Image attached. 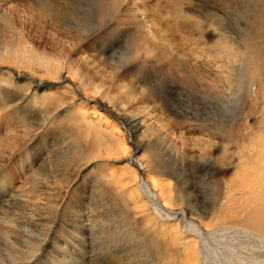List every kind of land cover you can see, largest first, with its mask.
I'll return each instance as SVG.
<instances>
[{
    "label": "rangeland",
    "instance_id": "374dc122",
    "mask_svg": "<svg viewBox=\"0 0 264 264\" xmlns=\"http://www.w3.org/2000/svg\"><path fill=\"white\" fill-rule=\"evenodd\" d=\"M79 1L81 5L85 1V7L94 5L93 12L76 9L73 0H0V9L4 10V16L0 18V79L14 76L18 68L29 70L25 72L30 82L44 77L52 79L48 75H59L67 70L81 78L87 89L96 87L97 97L120 115L140 114L146 128L138 138L154 149L162 165H169L168 169L174 175L169 177L170 199L180 205L193 200L196 213L202 210L210 213L205 221L213 217L218 222L220 231L212 229L199 239L198 246L203 249L200 264H252L253 246L250 242L244 243L247 240L242 238L248 237L242 230L264 239V187L247 188L234 173L223 170L222 162L225 158H232L234 165L248 161L251 152L246 143L253 145L257 136L264 137V71L250 67L247 51L238 49V46L252 42L254 34L251 30L249 36L237 35L244 26L243 14L238 9L224 10L213 6L194 8L204 17L191 11L184 13L188 18L171 14L167 9L154 10L155 15L145 12L160 29L159 36L150 38L143 37L131 24L138 11H134L126 0H104L97 4H93L95 0ZM192 1L200 3V0ZM205 1L213 4L214 0ZM104 5L109 6L110 11L98 15L99 7ZM197 20L214 34L204 46L210 55L198 56L201 53L198 46L188 45L183 48L186 55L181 56L179 41L184 31L179 25L190 24L196 30ZM163 34L172 39L176 50L168 52L161 39ZM201 42L199 46L204 45ZM102 44L106 45L103 49L107 51L98 47ZM44 56L49 60L50 69L37 64ZM53 95L47 93L45 97ZM51 104L38 105L37 114L43 110L40 116L44 117ZM58 104L63 106L60 101ZM66 145L65 135L56 125H51L35 138L31 148L56 154L53 166L55 173H61L65 166ZM218 148H222V153ZM252 152L256 153L255 147ZM76 166L77 162L56 187L64 200L78 194L83 187L92 189L91 196L100 203L93 217L95 228H101V237L93 254L86 253L83 258L89 264H101L109 259L112 251L123 247V239L112 219L120 215L122 209L117 195L108 191L100 194L99 185H94L101 170L95 157L88 160V166L78 177ZM14 183L18 185L16 179ZM66 184H72L69 193L64 189ZM37 186L34 182L30 189H38ZM71 199L72 203L69 202L64 210L65 221L75 208L77 199ZM144 200L143 204L152 202L146 196ZM145 210L146 206L131 205L130 223L140 221L137 227L144 228V219H137L136 215ZM52 212L49 208L45 215L51 216ZM246 218L260 222L262 229L244 225ZM222 226L230 229L222 231ZM34 234L38 238L37 233ZM195 235L188 236L193 238ZM143 238L145 246L141 244L134 249L131 246V251L125 250L123 262L168 264L153 261L150 239ZM37 245L32 242V246ZM175 248L179 250V245ZM119 259L113 258L111 264H117ZM261 263L264 262L258 264Z\"/></svg>",
    "mask_w": 264,
    "mask_h": 264
},
{
    "label": "bare ground",
    "instance_id": "6f19581e",
    "mask_svg": "<svg viewBox=\"0 0 264 264\" xmlns=\"http://www.w3.org/2000/svg\"><path fill=\"white\" fill-rule=\"evenodd\" d=\"M73 1L77 5L75 8L84 13L93 12L95 8L91 4L85 7V1L82 5L79 0ZM103 1L95 0L93 4ZM126 2L134 11H138L132 17L131 24L143 37L150 38L159 36L160 29L145 12L155 15L154 10L167 9L171 14L188 18L189 16L184 13L189 11L205 16L194 9L195 7L238 9L243 14L244 26L237 35L246 37L250 35L251 30L254 31L252 42L238 46V49L247 51L250 67L264 71V0L217 2L214 0L213 4L205 0H200V3L192 0H126ZM2 11L4 10L0 9V18L4 16ZM109 11L110 7L104 5L99 7L98 15L107 14ZM196 25L198 26L196 30L190 24L179 25L184 31L179 41L181 56L186 55L183 48L188 45L198 46V50H201L198 56L210 55L204 46L214 34L204 27L202 21L197 20ZM161 39L169 53L177 49L169 36L163 34ZM223 40L222 37V42ZM200 41L204 43L203 46H199ZM7 45L10 46L11 43ZM104 46L106 45H98L101 50L107 51L103 49ZM48 63L49 60L45 56L37 60V64L50 69ZM25 71L29 70L18 68L14 76L11 74L0 79V264H89L83 257L86 253L92 255L95 246L100 242L101 228H98L99 230L95 228L96 221L93 217L100 203L91 196L93 193L90 187H83L78 194L64 200L59 196L56 184L69 175L75 162L76 176H80L88 166V160L93 157L101 166L100 175L94 181V185H99L100 194L108 191L117 195L119 207L122 209L120 215L112 219L123 239V247L112 251L109 259L101 264H111L115 257L120 258L117 264H134L123 262L124 251H131V246L133 249L141 244L145 246L143 237L150 239L151 255L155 262L200 264V253L203 249L198 246L199 239L201 235L217 229L218 222L213 217L205 221L210 213L206 210L196 213V206L191 202L193 200H186L185 204L180 205L178 201L170 199L172 193L169 177L174 175L168 169L169 165H162L154 149H150L148 143H143L138 138V134L146 128L141 115H120L97 97L96 87L87 89L86 85L81 83V78L67 70L59 75L56 73L48 75L52 79L44 77L31 82ZM94 74L99 75L97 72ZM47 93L54 95L45 97ZM58 101L62 102V107ZM47 102L52 104L46 115L41 117L43 110L38 115L36 109L41 103ZM262 119L264 121V117ZM51 125L57 126L58 131L65 135L68 144L65 148V166L61 173H55L56 168L53 166L56 154H50L45 149L35 151L31 148L35 138ZM246 147L251 152L250 159L234 165L232 158H225L222 160L223 170L234 173L249 189L264 187V137L257 136L253 140V145L246 143ZM254 147L256 153L252 152ZM218 151L222 153V148H218ZM87 177L83 184L86 183ZM15 179L18 185H15ZM34 182L38 183V189H30ZM71 186L72 184L64 186L67 193ZM250 195L248 193V196ZM145 196L152 202L143 204ZM173 196L176 199L177 195ZM71 198L77 199L75 208L65 221L64 210L71 202ZM131 205L146 206L145 213L136 215L137 219H144V228L137 227L140 221L130 223ZM19 206L21 208H18ZM49 208L53 209L52 215L46 216L45 212ZM246 221L244 225L261 227L260 222L254 223L247 218ZM225 228L230 229L222 226V231L226 230ZM233 229L232 231L236 232V228ZM242 231L248 238L244 237L243 233L238 231L236 233H240L244 241L247 240L243 241L244 243H252L254 253L251 257L254 260L252 264L264 262V239L244 229ZM34 233H37L38 238ZM190 234L196 235L190 238L188 236ZM32 242H37L38 245L32 246ZM178 245L179 250H176L175 247Z\"/></svg>",
    "mask_w": 264,
    "mask_h": 264
}]
</instances>
